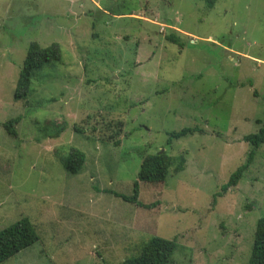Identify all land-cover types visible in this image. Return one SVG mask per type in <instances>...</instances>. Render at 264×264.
<instances>
[{
    "label": "rangeland",
    "instance_id": "1",
    "mask_svg": "<svg viewBox=\"0 0 264 264\" xmlns=\"http://www.w3.org/2000/svg\"><path fill=\"white\" fill-rule=\"evenodd\" d=\"M32 41L58 42L62 59L16 100ZM263 123L264 0H0V230L27 216L40 234L0 264H121L155 235L177 240L170 264H248L264 143L217 193ZM184 127L197 130L168 144ZM72 147L87 156L76 174ZM162 150L176 158L166 180L139 187L154 206L114 194L132 195Z\"/></svg>",
    "mask_w": 264,
    "mask_h": 264
},
{
    "label": "trees",
    "instance_id": "2",
    "mask_svg": "<svg viewBox=\"0 0 264 264\" xmlns=\"http://www.w3.org/2000/svg\"><path fill=\"white\" fill-rule=\"evenodd\" d=\"M217 0H205L208 8L214 7ZM168 39L176 44L184 46L185 43L175 34H170ZM62 59V47L58 42H53L48 46H42L37 41H32L28 47L24 61V66L19 73L16 83L15 99L25 100L32 90V78L37 70L43 69L49 63L60 62ZM19 122V118L5 123V127L16 135L12 129V124ZM261 122V121H258ZM60 127L51 136H59L63 132ZM197 129L184 127L179 131L168 133L167 143L171 144L174 140L184 137L195 132ZM77 131H81L77 129ZM243 139L250 143L253 148L249 152L246 162L242 163L230 176L229 180L222 186L221 191L217 194L225 193L237 184L243 178L244 172L252 163L255 150L264 143V123L256 133H249ZM120 142H118L119 144ZM86 153L72 147L64 161L65 168L68 172L76 174L82 171L86 161ZM176 163V158L167 151H158L155 154H147L141 163L138 178L133 184V194L123 195L114 192L118 197L125 201L136 204L137 206L150 208L154 204H146L139 200L140 182L160 183L166 180L170 168ZM40 240V234L27 216L21 217L14 223L0 230V263H3L11 257L17 255L20 251L27 249ZM178 247L176 239H167L160 236H152L144 241L135 256L124 259L121 264H170L173 260L174 253ZM248 264H264V216L257 220L254 232V239Z\"/></svg>",
    "mask_w": 264,
    "mask_h": 264
},
{
    "label": "water",
    "instance_id": "3",
    "mask_svg": "<svg viewBox=\"0 0 264 264\" xmlns=\"http://www.w3.org/2000/svg\"><path fill=\"white\" fill-rule=\"evenodd\" d=\"M163 151V150H162Z\"/></svg>",
    "mask_w": 264,
    "mask_h": 264
}]
</instances>
